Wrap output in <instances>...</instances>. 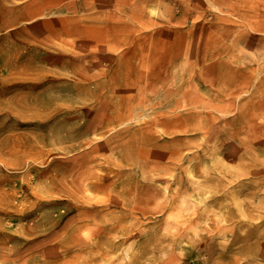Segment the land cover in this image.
I'll use <instances>...</instances> for the list:
<instances>
[{"label": "rangeland", "instance_id": "1", "mask_svg": "<svg viewBox=\"0 0 264 264\" xmlns=\"http://www.w3.org/2000/svg\"><path fill=\"white\" fill-rule=\"evenodd\" d=\"M0 264H264V0H0Z\"/></svg>", "mask_w": 264, "mask_h": 264}]
</instances>
